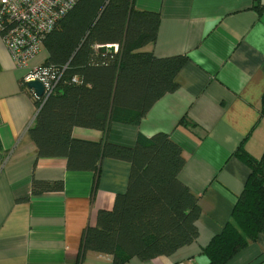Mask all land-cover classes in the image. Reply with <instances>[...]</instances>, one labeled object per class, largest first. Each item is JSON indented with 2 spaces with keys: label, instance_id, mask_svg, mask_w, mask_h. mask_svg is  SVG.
<instances>
[{
  "label": "crops",
  "instance_id": "obj_1",
  "mask_svg": "<svg viewBox=\"0 0 264 264\" xmlns=\"http://www.w3.org/2000/svg\"><path fill=\"white\" fill-rule=\"evenodd\" d=\"M133 6L159 14L154 41L140 51L186 56L178 87L136 124L110 123L106 136L78 126L71 133L127 147L139 133H167L185 157L179 179L198 197V235L169 255L122 264H207L202 249L232 221L249 174L235 152L260 158L264 150V8L257 0H133ZM46 57L42 47L28 68L18 67L0 38V264H112L110 254L86 250L81 257V238L97 212L112 209L116 194L125 192L130 165L104 158L93 187L91 171L67 169L65 157L37 156L27 130L38 107L24 78ZM34 179L62 181L63 188L32 194ZM225 264H264V234Z\"/></svg>",
  "mask_w": 264,
  "mask_h": 264
},
{
  "label": "trees",
  "instance_id": "obj_2",
  "mask_svg": "<svg viewBox=\"0 0 264 264\" xmlns=\"http://www.w3.org/2000/svg\"><path fill=\"white\" fill-rule=\"evenodd\" d=\"M257 6L264 8L258 0ZM158 22L157 12L136 9L133 0H77L42 43L47 57L39 66L57 81L44 101L29 89L38 111L27 134L37 156L65 157L67 169L91 171L93 187L104 158L130 165L125 192L116 194L112 209L97 212L95 226L84 229L81 257L91 250L110 254L112 264L131 257L146 260L169 255L198 235V197L179 179L185 157L167 133H139L131 147L105 137L77 139L71 133L78 126L106 136L110 123L136 124L160 97L177 89L176 75L186 56L140 51L154 41ZM111 44L115 52L99 51ZM260 115L264 117V92ZM235 155L249 174L232 221L202 249L207 264H225L264 234V150L260 158L244 150ZM62 188V181L31 183L32 194Z\"/></svg>",
  "mask_w": 264,
  "mask_h": 264
},
{
  "label": "built area",
  "instance_id": "obj_3",
  "mask_svg": "<svg viewBox=\"0 0 264 264\" xmlns=\"http://www.w3.org/2000/svg\"><path fill=\"white\" fill-rule=\"evenodd\" d=\"M77 0H0V38L13 62L28 68L40 52L44 37L55 22ZM38 80L44 88L43 101L52 92L57 78L45 68H29L24 78L27 83ZM34 95L33 90H31ZM37 96V95H36Z\"/></svg>",
  "mask_w": 264,
  "mask_h": 264
},
{
  "label": "water",
  "instance_id": "obj_4",
  "mask_svg": "<svg viewBox=\"0 0 264 264\" xmlns=\"http://www.w3.org/2000/svg\"><path fill=\"white\" fill-rule=\"evenodd\" d=\"M99 51L102 52H110L113 53L116 51V46L111 44V45H103L99 47ZM26 85L28 86L29 89L33 90L34 93L38 96V97H42L43 93H44V88L43 85L40 81L38 80H31L28 81L26 83ZM0 159H1V155H0Z\"/></svg>",
  "mask_w": 264,
  "mask_h": 264
}]
</instances>
